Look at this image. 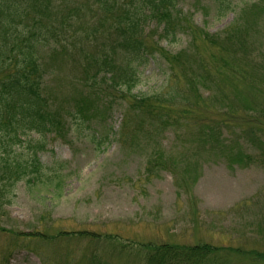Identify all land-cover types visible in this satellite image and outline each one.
Wrapping results in <instances>:
<instances>
[{
	"label": "rangeland",
	"instance_id": "obj_1",
	"mask_svg": "<svg viewBox=\"0 0 264 264\" xmlns=\"http://www.w3.org/2000/svg\"><path fill=\"white\" fill-rule=\"evenodd\" d=\"M230 1L232 9L216 17L211 0H180L185 16L168 38L155 23L147 25L144 41L154 54L141 67L134 94L146 97L165 91L168 81L179 78L181 71L196 75L205 48L203 31L220 35L234 20L239 30L248 33H244L245 51L264 80V9L259 8L264 0ZM51 4L48 26L60 33L41 52V89L51 111L63 116L64 108L67 113L73 99L86 91L82 51L101 54L104 44L110 50L114 35L102 27L94 0H52ZM28 25L22 23L21 28ZM0 38L9 48L19 42L17 35L2 28ZM179 53L185 55L179 63L181 71L170 63ZM11 58L16 61L17 53ZM117 99L114 93L109 121L91 126L102 135L110 133L111 140L102 150L91 139L78 136L67 115V132L33 134L16 147L24 159L36 152L50 170H45L48 179L35 185L27 180L17 183L14 193L6 195L10 203L0 205L4 206L0 207V264H137L141 246L163 244L222 249L217 254L219 264H264V133L253 136L238 126L219 128L209 144L192 154L188 147L195 149L197 144L191 130L168 129L157 137L156 126L141 110L131 113L133 122L122 140L124 109ZM261 99L264 102V96ZM106 101L105 96H96L86 117L95 122L105 117ZM208 104L206 111L212 117L223 112L219 105ZM143 121L148 123L145 130L139 129ZM89 132L83 129V134ZM216 136L222 147L252 154L255 163L231 168L225 158H216ZM255 137L262 143L253 144ZM155 149L161 161L154 165V155L151 166ZM172 159L180 168L190 164V175L185 177L181 169L174 173ZM30 234H41L48 241Z\"/></svg>",
	"mask_w": 264,
	"mask_h": 264
},
{
	"label": "trees",
	"instance_id": "obj_2",
	"mask_svg": "<svg viewBox=\"0 0 264 264\" xmlns=\"http://www.w3.org/2000/svg\"><path fill=\"white\" fill-rule=\"evenodd\" d=\"M211 1L216 7V17L232 9L230 0ZM51 3L52 0H0V28L5 33L17 35L19 41L16 46L9 48L7 40L0 38V205L10 203L5 200L6 195L14 193L17 183L22 180L35 185L38 181L42 182L44 177L48 179L45 170L49 171L50 167L41 163L38 154H28L24 159L16 147L33 134L46 137L67 132L66 125L69 122L65 121L66 115L70 118L71 126L73 123L76 125L78 136L91 139L100 150L105 148L111 140L110 133L102 135L96 131L97 127L94 126L92 130L91 126L109 121L114 110V93L119 95L117 100H120L124 109L119 132L122 140L133 122L131 113L141 110L145 111V118L150 120V124L156 126L157 137L168 129H174L175 132L191 130V139L197 144L195 149L188 147L192 154L198 147L209 144V139L215 136L213 132L219 128L238 126L246 132H252L253 136L257 131L264 133V102L261 99L264 96V80L252 67L254 59L245 51L246 32L238 29L236 20L230 29L220 35L203 31L201 40L205 48L201 50V66L196 75L181 71L179 63L185 55L179 53L170 63L180 69V79L173 77L168 81L165 91L152 96L139 97L134 94L140 69L154 54L144 41L146 27L155 23L164 31V38L172 35L180 28L184 15L180 11V0H94L98 15L102 18V27L108 31V35L111 32L114 35L110 38V50L104 44L101 54L82 51L80 67L86 91L73 99L74 105L68 107L67 113L64 108L63 116L51 111L41 89V52L50 46L53 36L60 33L48 26ZM259 8L264 9L263 5ZM22 23L29 25L21 28ZM243 44V49L239 50L237 47ZM13 52L18 55L16 61L11 58ZM238 55L244 56V59H239ZM72 56L74 58L75 55ZM98 95L107 98V112L105 117L95 122L86 115ZM208 102L219 105L223 112L212 117L206 111L210 108ZM249 112L257 114L249 115ZM147 121L141 122L139 129L145 130ZM83 129L91 132L85 135ZM216 140H219L218 136ZM220 142L215 146L214 155L216 158L217 155H220L218 158H225L231 168L235 164L250 166L255 163L252 154L234 152L235 148L227 149ZM251 142L255 145L262 143L258 137ZM43 147L39 146L40 149ZM155 152L156 149L150 155L151 166L161 161V156L158 157ZM154 155L156 159L152 165ZM171 162L174 173L177 174L181 169L185 177L190 175L187 167L190 164L180 168L177 160L172 159ZM55 177L60 178L58 175ZM60 182H57L56 187H60ZM32 236L48 241L41 234ZM137 251L140 259L137 264H219L221 257L217 254L223 250L209 245L186 247L163 244L156 247L141 246Z\"/></svg>",
	"mask_w": 264,
	"mask_h": 264
}]
</instances>
